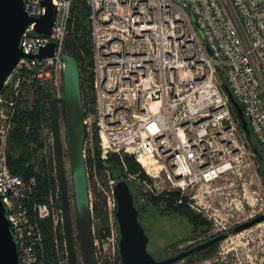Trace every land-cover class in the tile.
<instances>
[{"label":"built area","instance_id":"1","mask_svg":"<svg viewBox=\"0 0 264 264\" xmlns=\"http://www.w3.org/2000/svg\"><path fill=\"white\" fill-rule=\"evenodd\" d=\"M43 1L25 0V12L46 14ZM50 1L57 12L51 33H37L33 23L20 45L29 55L54 43L55 54L20 59L0 93V194L19 238V264H47L44 219L52 225L60 255L56 264H70L58 177L45 202H37L32 199L36 177L14 174L8 163V141L25 89L51 90L52 99L64 95L63 55L74 0ZM86 1L94 98L83 100L86 159L90 153L105 163L117 155L125 165L126 156L133 157L153 180L126 173L127 181L144 189L141 202L154 189L166 196L176 190L183 202L187 190L211 186L237 167H258L226 87L264 153V0ZM53 161L52 156L51 170ZM87 171L97 262L122 264L114 192L118 181L109 176L103 187L95 177L106 196L107 225L102 227L94 214L88 166ZM75 232L78 264H84L77 227Z\"/></svg>","mask_w":264,"mask_h":264},{"label":"water","instance_id":"2","mask_svg":"<svg viewBox=\"0 0 264 264\" xmlns=\"http://www.w3.org/2000/svg\"><path fill=\"white\" fill-rule=\"evenodd\" d=\"M43 4L47 6L46 14L40 17H32L25 12V0H0V93L4 88L5 81L12 74L20 59L24 57L41 59L55 54L54 43H50L44 48L39 49L36 54L29 55L24 52L20 45L22 35L33 23H35L37 33L41 35H49L51 33L56 21L57 12L50 0H44ZM63 59L65 61L64 95L60 98L51 99L49 106L69 263L78 264V260L64 164L60 128V105L64 108L66 145L72 166L76 227L79 232L82 257L84 264H98L95 253L93 215L89 196V178L86 158L84 156V103L80 68L76 58L72 55L66 53L63 55ZM226 91L244 130L250 136L251 130L243 108L228 87H226ZM114 192L118 202L116 216L121 232L120 255L122 264H174L226 238L224 233H220L204 243L198 244L188 250L180 251L175 256L156 260L147 249L149 237L139 220V210L135 204L134 194L131 191L130 185L125 180H119L115 185ZM263 221L264 214L239 224L234 228V232L239 233ZM18 251L19 238L16 228L9 218L8 207L0 194V264H19Z\"/></svg>","mask_w":264,"mask_h":264},{"label":"rangeland","instance_id":"3","mask_svg":"<svg viewBox=\"0 0 264 264\" xmlns=\"http://www.w3.org/2000/svg\"><path fill=\"white\" fill-rule=\"evenodd\" d=\"M73 13L69 21V33L74 28V25L71 24V20L75 19ZM199 33L203 37L201 29H199ZM46 92L47 98L53 94L51 90H46ZM36 100L37 97L33 90L25 89L18 107L25 104L31 107ZM50 124L51 122H43L41 126L43 147L38 150L37 159L35 158V170L39 171L42 163L49 164V160L53 156L54 170L50 169L49 164L48 172L49 175H56L57 179L53 136L51 135L52 127ZM60 128L71 215L76 237V248H78V234L75 232L76 209L72 166L66 145V124L62 105H60ZM256 142L252 137L250 145L253 147V144L257 145ZM127 158L132 159L131 161L134 165L137 163L133 157L126 156V164L123 165L119 156L113 155L105 163L100 161V164L104 167L111 180L127 181L125 179L126 173L134 172L135 174H140L141 177L149 182H153L139 163H137V166L130 165ZM259 165L254 167L252 171L243 166L237 167L235 172L228 173L211 186L187 190L183 195V202H179L180 192L176 190L166 191L170 193L169 196H166L165 192L159 189H154L158 193L148 192L145 195V202H141V195L143 196L144 189H138L135 184L127 181L133 190L137 208L140 209L141 207L139 220L149 237L147 249L152 256L156 260L175 256L181 250L198 243L201 237L210 238L224 230V232L228 233L226 239L213 247L186 257L174 264H264V221L239 233L233 231L239 224L264 214V161L259 162ZM113 167L116 170L112 173L111 169ZM176 193L178 195L177 199L170 203L167 198L171 199L170 196ZM194 195L195 197L192 198ZM163 196L162 200H157V203L154 204V198ZM176 206L178 209L174 208ZM186 212L188 214H185ZM59 256L56 252L57 260Z\"/></svg>","mask_w":264,"mask_h":264},{"label":"trees","instance_id":"4","mask_svg":"<svg viewBox=\"0 0 264 264\" xmlns=\"http://www.w3.org/2000/svg\"><path fill=\"white\" fill-rule=\"evenodd\" d=\"M72 12H74L73 15H75V19L71 20V24L74 25V28L66 39L65 51L75 57L78 62L81 74L82 95L84 103L86 104L85 98L93 101L92 37L90 33L89 20L90 9L87 1L74 0ZM224 87H226L225 83ZM33 92L37 97L35 104L31 107L26 104L18 107L17 114L15 116V125L11 131L8 141V163L12 173L21 175L27 179L32 176L36 177L37 185L32 195V199L37 202H45L51 187L54 189L56 188L57 179L54 176L49 175L48 163L47 165L42 163L39 167V171H36L35 158L37 159L38 150L43 147L41 126L43 122H51L49 103L52 98H47V92L42 88H36ZM248 137L250 140L252 137L255 139L252 132ZM256 143L257 145L253 144V149L257 154L258 161L263 162L264 153L259 147L258 142ZM127 160L130 165H134L131 161L132 159L127 158ZM100 161L101 160L99 158H93L90 153L86 159L94 196V214L100 221V226L106 227L107 212L106 196L104 193L105 189L97 187L95 177L98 178L103 187H107L108 174L104 167L100 164ZM134 166H137V163H135ZM51 168L52 170L54 169L53 162ZM115 170L116 169L113 167L111 172L113 173ZM131 191L133 193L132 189ZM177 197L178 195L176 193L170 196L171 199L167 198V200L171 203V201L176 200ZM161 198L163 199L164 196L154 198V204L157 203V200L160 201ZM174 208L178 209L177 206ZM138 210L140 212L141 207L140 209L138 208ZM185 214H188V212ZM41 226L44 236L45 261L47 264H56V248L53 241V232L50 220H42Z\"/></svg>","mask_w":264,"mask_h":264},{"label":"flooded vegetation","instance_id":"5","mask_svg":"<svg viewBox=\"0 0 264 264\" xmlns=\"http://www.w3.org/2000/svg\"><path fill=\"white\" fill-rule=\"evenodd\" d=\"M233 231H234V229H233ZM224 234L226 235V238L228 237V233H226V232H224ZM218 235V234H217ZM216 235H213V236H211L210 238H200L199 240V242L198 243H196V244H194V245H192L191 247H189V248H187V249H184V250H188V249H190V248H192V247H194V246H196V245H198V244H201V243H204V242H206V241H208L209 239H211V238H213V237H215ZM225 238V239H226ZM224 240V239H223ZM221 242V241H220ZM220 242H216V243H214V244H212V245H210V246H208L207 248H205L204 250H206V249H208V248H210V247H213L215 244H218V243H220ZM181 251H183V250H181ZM203 251V250H202ZM195 254V253H194ZM189 257V256H188Z\"/></svg>","mask_w":264,"mask_h":264}]
</instances>
